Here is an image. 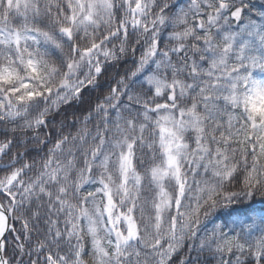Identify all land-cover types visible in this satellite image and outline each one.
<instances>
[{
    "label": "snow or ice",
    "instance_id": "snow-or-ice-1",
    "mask_svg": "<svg viewBox=\"0 0 264 264\" xmlns=\"http://www.w3.org/2000/svg\"><path fill=\"white\" fill-rule=\"evenodd\" d=\"M0 264H264V0H0Z\"/></svg>",
    "mask_w": 264,
    "mask_h": 264
}]
</instances>
